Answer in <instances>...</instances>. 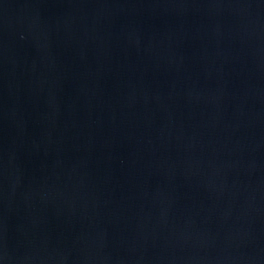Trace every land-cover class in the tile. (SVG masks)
I'll use <instances>...</instances> for the list:
<instances>
[{
    "label": "water",
    "instance_id": "obj_1",
    "mask_svg": "<svg viewBox=\"0 0 264 264\" xmlns=\"http://www.w3.org/2000/svg\"><path fill=\"white\" fill-rule=\"evenodd\" d=\"M0 264H264V0H0Z\"/></svg>",
    "mask_w": 264,
    "mask_h": 264
}]
</instances>
